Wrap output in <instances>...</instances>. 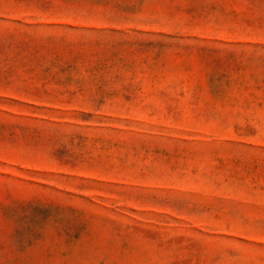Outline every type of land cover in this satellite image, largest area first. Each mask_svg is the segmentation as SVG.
<instances>
[{
    "label": "rangeland",
    "instance_id": "rangeland-1",
    "mask_svg": "<svg viewBox=\"0 0 264 264\" xmlns=\"http://www.w3.org/2000/svg\"><path fill=\"white\" fill-rule=\"evenodd\" d=\"M0 264H264V0H0Z\"/></svg>",
    "mask_w": 264,
    "mask_h": 264
}]
</instances>
